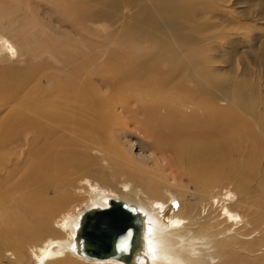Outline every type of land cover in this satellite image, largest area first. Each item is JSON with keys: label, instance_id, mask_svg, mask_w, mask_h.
Returning a JSON list of instances; mask_svg holds the SVG:
<instances>
[{"label": "bare ground", "instance_id": "1", "mask_svg": "<svg viewBox=\"0 0 264 264\" xmlns=\"http://www.w3.org/2000/svg\"><path fill=\"white\" fill-rule=\"evenodd\" d=\"M227 6L234 0H0V61L24 51L47 97L36 100L25 75L0 84V264L5 251L23 264L26 246L35 264H264V47L234 74V45H217L234 29L219 21ZM130 128L152 157L133 155ZM70 170L114 181L118 196L88 187L87 205L69 215L71 195L50 187ZM221 176L248 197L235 204L242 214L224 196L182 199L174 211L160 182L199 187ZM117 201L133 207L123 225L110 212ZM93 209L109 214L91 232ZM86 229L91 242L114 244V258L80 254Z\"/></svg>", "mask_w": 264, "mask_h": 264}, {"label": "rangeland", "instance_id": "2", "mask_svg": "<svg viewBox=\"0 0 264 264\" xmlns=\"http://www.w3.org/2000/svg\"><path fill=\"white\" fill-rule=\"evenodd\" d=\"M257 1L258 3L264 2V0H254V1L253 0H234L233 7L227 6L223 9V11L218 10V13L220 14L219 21L225 22L227 24L229 23L230 25H232L231 27H233L234 29L233 31H226V32L223 31L224 33H222L218 38L219 40L217 42L218 43L217 45L219 44L221 45L219 47L220 53H228L230 51V48H227V46L230 44L234 45V52L237 51V56H235L234 59L239 60V61L236 60V62L234 61V74H237V75L242 72L243 63H247V62L250 63V58H251V55L253 54L252 49L258 46L261 48L264 47V19L262 20L259 19L258 21V19H255L253 17L254 15H256L253 13V11L257 10L258 8V5L256 4ZM134 10L133 9L130 10L129 13H132V11ZM104 24L108 25L107 22ZM117 24L119 25L118 22L115 25L118 26ZM93 25L94 27H96L99 25V23L98 24L95 23ZM115 25L114 24L110 25L109 29H113L114 27H116ZM125 30L124 32L126 33L127 31ZM11 35L12 33L5 34V36H7L9 40H14V38ZM242 35H244L247 38V40H244ZM17 40L19 41L20 45H22L20 41L21 39L19 38ZM255 43L256 45H254ZM21 47L23 48V45ZM10 51L12 52V56L10 57V60L0 61V75L2 76L4 75V78L3 77L1 78L0 76V84L4 82L2 79H5V77L8 79L9 82L12 83V82H15L16 80H23V77H24L23 75H25V79L27 78V82L29 86L30 87L36 86L38 88V92L36 94V100L46 99L47 97H44V95L40 92L42 88V83H43V80H41V76L43 75V70L41 68H38L32 74H28V69L31 63L30 64L27 63V59H28L27 54L24 51L18 54L14 49ZM221 66H223V68L226 67L224 63H222ZM5 74L9 75V78ZM259 74H262V72L259 71ZM260 76H261V82L264 83L263 74ZM190 89L196 91V88H190ZM3 96L4 98H2ZM3 96L0 95V100H6L5 98L6 95H3ZM2 110L0 111L2 112ZM3 111H6V110H3ZM130 129H129V132L127 133L126 141H129L130 143H132L133 155H135L136 158H140L143 156L148 157V158L152 157L151 155L152 149L149 148L150 146L148 145L147 139H145L141 134H138L137 132L133 131L132 128ZM64 139L56 136V137H50L49 141L50 142L54 140L63 141ZM230 140L234 141V143L235 142L237 143L238 138L236 140V136L233 135L232 137H230ZM76 143H77L78 148L84 147L80 138L77 139ZM26 148L27 147H25L24 150ZM54 149H55V146H51L49 150L46 151V153ZM58 150H61V149H58ZM232 159H233V162H236L234 160L236 159L235 155H233ZM150 162L153 163L152 160H150ZM232 170L229 171V174L234 176V169ZM69 172L71 174L62 173L61 175H59L57 182L54 181L53 182L54 185L50 187L57 192H62L66 190L71 195L72 200L70 204L66 205V207L63 208V210L65 209L64 211H67L69 215L76 214L77 212L81 211L87 205L88 199H87L86 189H89L91 186L99 187L101 190L106 191L111 196L114 195L116 197L119 194L118 190L113 187V185L116 184L114 181L112 182L110 180V183L109 181L108 183H104V182L97 181L90 177H87L86 179V177L80 175V173H77V172L73 173L72 170H70ZM220 178L216 180L217 184L215 183L204 184L203 183L199 187H195L192 183L188 182V180L186 181V179H178L175 181L170 180L169 182H164V181H160V182L161 184H163L162 186H164V188L162 189L163 195L169 196L170 201L172 202V207H173L172 210L174 211H176V209L178 208V204L182 199H184L185 202H192V203L198 204L199 206H202V205H205L207 202H214L215 200L214 198L218 196L219 197L224 196L225 199H228L230 197L229 200H232L233 210L231 212L234 215H239L238 213L242 214L244 212L242 208H238L237 211H234L235 204L239 203V206L241 207L243 204L247 202L248 197H246L244 193L238 196V193L233 189L234 179L230 181V179L223 178L222 176ZM117 180H118L117 182H120L121 178H118ZM167 183H169V185ZM248 183L249 181H247V184ZM254 184L256 185V181L253 179L250 181L249 186L254 185ZM183 191L185 193H183ZM51 193L52 192H50V195L53 194ZM239 197L242 200H240ZM262 225L258 226V228L260 227L259 228L260 230L263 227ZM258 230L257 232L260 231ZM261 231H263V237H264V228ZM263 241L264 240L262 238L261 240L262 244L264 243ZM32 252L33 251L26 246L25 248L26 260L24 261L23 264H35V256ZM2 255L4 256H2L1 264H10L11 261H13V256L12 254L10 255L9 252L7 253L5 251L4 254Z\"/></svg>", "mask_w": 264, "mask_h": 264}, {"label": "water", "instance_id": "3", "mask_svg": "<svg viewBox=\"0 0 264 264\" xmlns=\"http://www.w3.org/2000/svg\"><path fill=\"white\" fill-rule=\"evenodd\" d=\"M133 207L130 205H127L125 202H116L115 205H111L110 208V212H112L114 215H109L112 216V218H114V221L117 222L119 225H123V219L128 218L130 216H128V213H132L133 212ZM101 214H109V210L107 209H103V210H99V209H93L91 211H86V213L84 214V221H86L85 223L88 224L89 221H93L96 219V216H99ZM129 220H131L129 218ZM88 225L89 229L91 230V227L94 226V222H92ZM86 232L82 233V238L80 237V254L86 258L89 259H94V258H106V257H113L110 256L111 251H113L114 249V244H109L108 246H106V244H104V242H102L103 240H93L92 242L89 240V235L91 232L89 230H85ZM93 244L98 246H92ZM114 258V257H113ZM117 258V257H116Z\"/></svg>", "mask_w": 264, "mask_h": 264}]
</instances>
